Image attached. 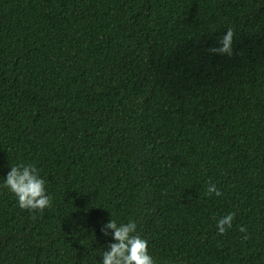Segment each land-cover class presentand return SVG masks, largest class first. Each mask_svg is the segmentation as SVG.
<instances>
[{
	"label": "trees",
	"instance_id": "obj_1",
	"mask_svg": "<svg viewBox=\"0 0 264 264\" xmlns=\"http://www.w3.org/2000/svg\"><path fill=\"white\" fill-rule=\"evenodd\" d=\"M19 162L52 202L0 187V264H101L111 216L156 264H264V0H0V181Z\"/></svg>",
	"mask_w": 264,
	"mask_h": 264
},
{
	"label": "clouds",
	"instance_id": "obj_2",
	"mask_svg": "<svg viewBox=\"0 0 264 264\" xmlns=\"http://www.w3.org/2000/svg\"><path fill=\"white\" fill-rule=\"evenodd\" d=\"M232 32L227 31L220 40V47L215 51L221 54H230ZM9 171L0 187L6 188L12 193L17 205L21 209L29 211H42L51 206L52 198L46 188V179L41 176L38 168L33 163L9 164ZM221 196L220 190L215 184L209 183L205 195ZM235 213L229 212L216 221V230L224 234L232 227ZM110 230V231H109ZM240 231L245 233L243 239H247L246 229L241 226ZM105 237H110L107 249L102 253L101 264H156L153 256L148 251V241L137 232V222L129 218L127 222H118L116 219H108L101 229Z\"/></svg>",
	"mask_w": 264,
	"mask_h": 264
}]
</instances>
